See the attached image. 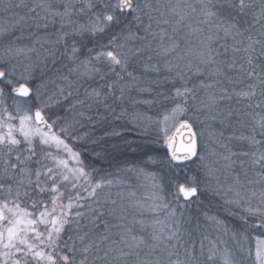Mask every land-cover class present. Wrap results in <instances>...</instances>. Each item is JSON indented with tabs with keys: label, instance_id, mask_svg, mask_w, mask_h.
I'll return each mask as SVG.
<instances>
[{
	"label": "snow or ice",
	"instance_id": "6c2138e0",
	"mask_svg": "<svg viewBox=\"0 0 264 264\" xmlns=\"http://www.w3.org/2000/svg\"><path fill=\"white\" fill-rule=\"evenodd\" d=\"M0 7L10 13L0 24V37L7 39L0 64V83L11 86V91L20 96L31 98L34 95L40 105L34 116L20 117L18 128L11 123L14 117L6 107L4 116H0L3 165L0 193L10 198L0 202V264H264V0L258 3L256 0H199L198 26L190 28V32L201 33L200 47L195 54L190 47L181 49L180 43L172 37H169L171 43L164 44L168 34L160 27L172 23L166 16L178 15L175 23L180 24L187 19L184 9L196 13L197 7L192 4L183 8L163 5L165 11H161V6L153 0H61L60 3L56 0L38 3L0 0ZM249 14L251 23L247 19ZM153 24L159 31L153 30ZM257 24L259 28L255 27ZM199 25L208 26L206 34ZM134 26L137 31L132 30ZM140 29L143 35L139 34ZM17 31L21 34L16 35ZM25 31L27 37L23 35ZM85 36L93 47L87 48ZM157 36L160 43L153 53V40ZM229 37L233 41L230 59L227 58L229 48L219 43ZM102 38H107L106 43H99ZM24 39L30 43H21ZM129 41L140 43L129 47ZM48 59L53 65L62 64L67 74L57 77L65 86H56L47 101L58 106L67 104L68 111L73 113L70 120L63 121L58 133L51 130L60 120L47 122L42 109L49 107V103L42 102L40 94L47 83L55 85L56 81L42 82L34 93L27 85L32 72ZM233 70L235 75H228ZM18 71L25 83L16 87ZM162 71L169 73L165 81L182 83V87L173 89V100L180 102L175 103L164 120L175 122L183 117L179 129L186 130L188 136L177 148L175 135H169V129L164 130V142L170 152L168 164L189 161L200 170L186 176L183 182L176 178L173 202L180 207L183 198L187 205L201 193L202 185L219 196L222 208L238 217L239 226L229 230L218 215L207 212L203 215L218 232H230L235 239L234 250L225 247L221 251L220 245L225 243L222 239L209 240L206 249L204 241L208 237L202 236L197 241L190 231L188 239H184L183 213L177 216L172 202H164L160 195L151 198V205L139 200L126 205L125 199L134 197L135 193L117 191L114 198L112 188L123 183L118 175L115 180L112 173L94 179L96 170L86 171L79 153L73 152L61 138L81 139L76 131L85 126L84 122L100 123L101 109L119 119L116 108L131 98L132 91L152 93V85L158 83V79L150 81L145 77L156 74L159 78ZM192 76L207 78V83L201 79L198 85L205 90L206 98L198 99L197 86H188ZM225 80L231 89L223 86ZM85 81H95V86L85 87L81 97L79 87ZM237 85L243 87L238 89ZM0 95H3L2 89ZM190 99L196 102L191 107ZM131 102L151 104L154 101L133 99ZM134 118L151 121L147 116ZM41 124L47 130H42ZM217 124L219 129L215 127ZM241 128L246 129V133L237 134V129ZM227 129L232 131L225 135ZM144 131H147L146 126ZM105 135L119 138L121 133L113 131ZM88 136L85 133V138ZM37 137L39 143H34ZM233 141L239 148L234 150ZM53 143L57 147L62 145L80 167L70 168L67 160L57 159L50 151H45L43 146ZM132 143L122 141L123 147L135 151ZM145 156L144 163H158L154 156L147 153ZM237 161L242 175L235 171ZM49 163L53 166L49 167ZM123 171L143 173V168L126 165L117 169V173ZM222 173H226V178L231 177V183L220 182ZM150 175L155 180V174ZM81 179L85 183H80ZM68 183L74 195L65 197L60 188ZM154 187L162 190L158 183ZM132 208L136 212H132ZM161 210L167 212L164 220L155 218ZM144 212L153 213L154 218L149 222L135 218L137 214L143 216ZM129 215L133 218L126 222ZM137 224L142 233L148 228L151 231L147 236L137 235L134 231ZM41 225L43 230H40ZM196 227L199 228V220ZM256 232L259 234L254 237L253 246L251 234Z\"/></svg>",
	"mask_w": 264,
	"mask_h": 264
},
{
	"label": "rangeland",
	"instance_id": "374dc122",
	"mask_svg": "<svg viewBox=\"0 0 264 264\" xmlns=\"http://www.w3.org/2000/svg\"><path fill=\"white\" fill-rule=\"evenodd\" d=\"M4 2H7V0H4ZM32 3H38L40 0H30ZM57 3H60L61 0H56ZM179 10V8H178ZM21 14H23L21 12ZM10 13H5L2 10V7H0V24H3L5 20H7ZM161 28L162 24L160 25ZM157 28V27H156ZM171 29V28H170ZM154 30V28H153ZM167 32V36L164 38L163 43L169 44L171 43V40L169 37H172L176 39L180 43L179 38H175L174 35H172V32L168 28L165 29ZM21 33L19 31L16 32V35H20ZM25 37H27V31L23 33ZM126 35V33H125ZM192 38V36H191ZM85 43L87 44V48L93 47V43L88 42L87 36H85ZM107 38H102L99 40V43H106ZM183 38V46L181 49L186 50L187 48H195L196 45H194L193 42H191L189 39ZM7 43V39L0 37V64L3 63V48L4 45ZM21 43H30V40L24 39L21 41ZM139 41H129V47L133 46H139ZM160 43V39H154L153 40V53L156 50V44ZM39 47V46H37ZM87 48L84 49L85 53L87 52ZM187 57V56H186ZM185 57V60L188 58ZM41 59H44L43 56L40 57ZM195 59V58H194ZM194 61V60H193ZM35 62V58H34ZM155 62V60L153 61ZM26 63V62H24ZM195 63V61H194ZM163 66V61L161 60V67ZM163 74H169L167 71H162ZM67 69L62 66V64L57 63L56 65H53L52 60L48 59L45 64H40L31 74V76L27 80V85L33 90V93L35 92L38 85H40L42 82L47 83L49 81L55 80L56 84L53 85L51 83H47L46 88L40 89V94L42 97V102L49 103V107L42 109V113L45 115L46 119L52 123V120H57L59 118L60 122L57 125L53 126V133H58L59 128L63 126V121L65 119L70 120L73 116V113L68 111V105L63 104L58 106L54 102H48L47 96L51 95L56 90V86L64 87L65 85L57 79L59 75H66ZM136 75H140L139 72L135 73ZM27 76V74H25ZM160 75V74H159ZM174 75V73L172 74ZM149 74L145 77V79H149ZM20 73L19 71L16 73V79L17 84L15 86H18L19 83H25V80L20 79ZM157 77V76H156ZM72 79H75V76L72 77ZM159 82L162 84L163 80L160 78ZM89 84L95 86V81H85L83 84L79 87V92L81 97L84 94V88L88 87ZM162 86V85H161ZM158 87L157 85H152L154 88V91L152 93H139L137 91H132L130 93V99L126 100L122 105L116 108V115L120 116L119 119H116L113 115L110 113H105L103 109H101L100 116L98 119H100V123L94 124L91 121L84 122L85 126L82 129H79L76 131V135L80 136L81 139H73L71 136L65 138L61 137L62 139H65V142L69 145L70 149L73 152H76L75 148L72 145H78L80 147H85L87 149L93 148L92 151L95 152L98 150L104 140V143L107 142H122L125 138L131 140H137L139 139V142L141 143H147L150 141L151 144L155 145L156 148H162L166 147L167 145L164 142V130L169 129V135H172L176 128L179 126V121L183 117L178 118L175 122L171 119L168 121L164 120L165 115L171 114V109L175 106V103L180 102L179 100H173V94L170 97L169 91L162 89ZM9 89L11 91V86H6L5 83H0V89ZM167 89V88H166ZM75 91V89H73ZM157 93H162V95H157ZM118 94V93H117ZM167 97V99L165 98ZM13 100H11L10 104L12 105V111L9 110L7 106V102L3 95H0V100L3 101V103H0V116H4V109L7 108V112L11 113V115L14 117V119L11 121V123L15 124L16 127H19V119L21 116H24L25 114L33 115V110L39 107L40 105L36 102L35 96L32 95L31 98H23V97H16L12 94ZM135 100H153L154 102L151 104H133L131 101ZM190 102V101H189ZM194 103H196L194 101ZM9 104V105H10ZM19 109V111L17 110ZM79 111V109H78ZM95 112V108L93 109V113ZM121 112H124V115H120ZM137 115L140 116H147L151 117V121H148L146 119H142L140 121H137L134 117ZM191 115V113H189ZM50 117V119H49ZM102 117H107V119H103ZM175 124V126H173ZM33 127H36V124L32 125ZM145 126L147 127V131H144ZM199 127V126H197ZM217 129H219L218 124L215 125ZM43 130V129H42ZM4 131H7V128H4ZM113 131L120 132L121 136L119 138L112 137V136H106L105 133H111ZM246 129H243V132L246 133ZM227 132L229 130H226L225 135H228ZM85 133H88L89 136L85 138ZM239 133V134H241ZM16 135L19 138V133H16ZM207 140V136L204 138ZM93 141H96V144L93 143ZM34 143H39V138L37 137ZM234 150L239 148V145L237 142L233 141ZM72 147H71V146ZM44 148L48 149L53 156H56L57 159H64L69 162L70 168H76L80 167L79 164H77L76 160L72 158L71 153L66 152L63 148V146L57 147L54 143L51 146H43ZM245 150H247V146H244ZM77 153V152H76ZM157 154L154 156L158 163L152 164V163H144L145 159L142 161L143 163L135 164L132 163L131 165H137L139 168H143V173H138L136 171H123L120 173H117V169L125 168L127 164L121 163V165H116L113 167L111 166L109 169L105 170L106 172L103 173L101 176H105L107 173H112V178L115 180L117 178V175L119 177L120 181H123L121 185L114 186L112 188L113 197L115 198V194L117 191H121L124 194L128 193H135L134 197H128L125 199L124 203L126 205L133 204L135 200H139L142 203H145L146 205H151L153 203V200L151 199L154 195H160L164 198V202H172L171 206L176 208L177 216L180 215V213H183V219L185 221L183 225V231H185L184 239H188L187 232L193 233V239L199 241L202 236H207L208 239L204 241L206 249L209 246V240L217 241L223 240L225 243L220 245L221 251L224 250L225 247L234 250L235 248V239L231 236L230 232L228 234H225L222 230L220 232L217 231V227L211 223V221H206L204 217V213L207 212L209 215H218L220 219L224 220L225 224L228 226V229L231 230L233 228H236L239 226V219L238 217H234L230 215L228 212L224 211L222 208L223 201L219 196H215L211 191L206 190L203 185L201 187V193H198L197 197L192 199L191 202H189L187 205L184 204L183 198L180 200V207H177L176 204L173 202V194L175 193V186L174 181L170 185H166V183H170L169 180L165 181L164 177L161 173L157 172L156 165L159 163H164L163 161V154ZM169 154V153H168ZM169 156V155H168ZM80 159V157H79ZM82 160V159H81ZM83 161V160H82ZM191 163V162H190ZM83 165H85L83 161ZM2 161H0V168H2ZM164 165H161L159 168H162ZM192 173L191 175L197 174L200 170L197 168L196 164L191 163ZM156 169V170H155ZM182 171V168H178L174 171L172 169V174L174 176H182L180 172ZM235 171L240 172L242 175V170L239 167V161H237V164L235 166ZM150 174H155V180ZM189 175V172H187V175ZM251 176L252 174L249 173ZM220 182L224 185H227L231 183V177L228 176L226 178V173H222L219 176ZM99 180V179H98ZM172 180V175H171ZM166 182V183H165ZM80 183H85L83 179H81ZM162 185V190L157 191V189L154 187L155 184ZM67 188H69L68 192H73L71 183H68L65 188L62 189V191H66ZM61 191V192H62ZM74 195V192L72 193ZM1 197L9 198L6 193H0ZM10 200V198H9ZM256 201H253V204H255ZM132 212H136V209L132 208ZM167 215L166 210H161L155 218H159L160 220H164ZM132 216L129 215L126 222H130L132 220ZM137 220L144 219L146 222L151 221L154 218V214L150 212H144L143 216H140L137 214L135 216ZM197 220H199V228L196 227ZM115 223V221H113ZM43 226V225H41ZM140 225H135L134 231L137 235H145L147 236V233L151 231L150 228H148L145 232L140 231ZM41 230V227H40ZM259 233H252L253 239L251 240V244L255 245V239L254 237L258 235ZM248 242H245V246H247ZM199 246L197 245V248ZM181 252V258H183V249H179Z\"/></svg>",
	"mask_w": 264,
	"mask_h": 264
},
{
	"label": "trees",
	"instance_id": "16d2710c",
	"mask_svg": "<svg viewBox=\"0 0 264 264\" xmlns=\"http://www.w3.org/2000/svg\"><path fill=\"white\" fill-rule=\"evenodd\" d=\"M256 2L258 3L259 0H256ZM153 3L158 4L161 6V11H165V9L162 7L163 5H173V6H179V8H183L184 5L186 4H192L193 6L197 7V12L196 13H191V11L189 9H184V15L187 17V19H185L184 21H181L180 24H176L175 21L179 20V16L175 15V16H171L168 17L166 16L165 18H169L172 20V23L168 24V25H163L162 27L164 29L168 28L170 30V32H172V35H174L175 38H179L180 39V45L181 48L183 46V38L189 39L191 42L194 43L195 48H193V53L195 54L196 50L200 47V40H201V33L199 32H190V28H195L197 27V22L200 19L199 16V0H153ZM249 23H251L252 17L251 14L248 15L247 17ZM145 23H147V20L144 21ZM199 27L204 28L205 30V34L207 33V27L206 25H199ZM256 28H259L260 25H255ZM153 28L154 31H159L158 28H156V25L153 24ZM171 28V29H170ZM133 31H137V28L134 26ZM116 31H119L118 29H116ZM140 35H143V29H140L139 31ZM222 35V34H221ZM192 36V38H191ZM159 36L156 37V39H158ZM185 39V40H186ZM220 44H225L228 48V54H227V58H231V56L233 55L232 51H231V45L233 43L232 39L226 38V39H221L219 41ZM221 51H223V49H221ZM188 58V57H186ZM195 56L193 55V60L195 61ZM196 62V61H195ZM169 74H163L161 73L159 75V78L161 80H163L162 84H160L159 79L156 77V74H149V80H157L158 79V83L153 84V85H157L158 87H160L162 89H165L166 91L168 90L170 97H172L171 95L173 94V89L174 87H182V83L179 80H176L175 82H173L172 80H168L165 81L164 77L168 76ZM188 75H191V73H189ZM228 75L230 76H234L235 75V70L231 71L228 73ZM201 79H204L205 82L207 83L208 80L206 77H200L197 78L195 76H192V79L190 80L188 86L192 87L193 85L197 86V98L198 99H204L206 98V92L203 89H200L198 87V85L200 84ZM249 81H246L245 83H248ZM225 87H228L229 89H231V85H228L226 80L224 81V85ZM240 87H243L242 85H237V88L239 89ZM167 88V89H166ZM213 91H218V89H213ZM3 92H4V96L7 102V106L9 108L10 111H12V105L10 104L11 100H13L12 98V93L9 89H4L3 88ZM189 106L191 107L192 104H195L193 100H189ZM234 103V102H233ZM10 104V105H9ZM223 106V105H222ZM258 111V110H257ZM218 127H220L218 125ZM229 130V132H227V134H230V132L232 131V129H227ZM4 131V129H3ZM6 132V131H4ZM243 132V129H237V134ZM130 139L125 138L123 141H129ZM132 143V148L135 149V151H132L131 149L125 148L122 145V142H107L104 143V140L100 146V148L98 150H96L95 152L92 151L93 148L87 149L84 146L80 147L78 145H72L76 150L77 153H79V157L80 160L82 159L85 163V170L86 171H93L94 169L96 170V173L94 175V179L98 180L100 179L101 175L103 173H105L107 169H109L111 166L113 167L116 165H121V163L123 162V164H127V165H131L132 163L135 164H140L143 163L142 161L145 159L146 160V156L145 153H147L148 155H152L155 156L157 154V152L160 151L159 154H163V162L164 163H159L156 165V171L161 173L162 176L164 177L165 181H168L170 183H166V185H170L172 183V181L176 180L177 177L180 178V182H183V179L186 177L187 172H189V175L192 173V168H191V163L189 161H185V162H181L178 163L176 162L175 165H169L168 161H167V157H168V149L166 147L162 148H156L155 145L151 144L150 141H148L147 143H141L137 140H131ZM96 144V143H95ZM71 146V145H70ZM71 146V147H72ZM117 146V147H114ZM139 146V147H138ZM45 151H49L48 149L44 148ZM99 154V155H97ZM161 165H164L162 168H159ZM53 165L51 163H49V167H52ZM178 168H182V171L180 172V174L182 176H174L172 174V169L174 171L177 170ZM171 175H172V180H171ZM67 185H64L63 187L60 188V191H62L63 188H65ZM69 188H67V193L66 191H62L66 196L68 195H72L73 192H68ZM9 199V198H4L0 196V202H3L4 200ZM44 199H50V197H44ZM64 202L66 203L67 200L65 199ZM30 211L32 210L31 208L29 209ZM41 230H43V226H41Z\"/></svg>",
	"mask_w": 264,
	"mask_h": 264
},
{
	"label": "water",
	"instance_id": "95a60500",
	"mask_svg": "<svg viewBox=\"0 0 264 264\" xmlns=\"http://www.w3.org/2000/svg\"><path fill=\"white\" fill-rule=\"evenodd\" d=\"M18 86H19V85H18ZM18 86H16V87H18ZM28 87H29V86H28ZM29 88H30V87H29ZM11 92H12V91H11ZM12 94H13L14 96H16V97H23V96H20L18 93H13V92H12ZM23 98H29V97H23ZM35 110H36V109L33 110V116H34ZM42 115H44V114L42 113ZM44 117H45V115H44ZM45 119H46V117H45ZM46 120H47V119H46ZM47 122L50 124V122H49L48 120H47ZM39 127H40L41 129H43V130H47V129H46V126L43 125V124L39 125ZM51 131H53V128H52ZM173 134L175 135V141H176V147H177V148L180 147V144H181L183 141H186V140L188 139L187 131H186V130L179 129V126L176 128V130L174 131ZM173 134H172V135H173ZM168 153H169V155H170L169 150H168ZM180 162H183V161H180Z\"/></svg>",
	"mask_w": 264,
	"mask_h": 264
},
{
	"label": "bare ground",
	"instance_id": "6f19581e",
	"mask_svg": "<svg viewBox=\"0 0 264 264\" xmlns=\"http://www.w3.org/2000/svg\"><path fill=\"white\" fill-rule=\"evenodd\" d=\"M168 149V148H167ZM183 162H185V161H183ZM178 163H181V162H178Z\"/></svg>",
	"mask_w": 264,
	"mask_h": 264
}]
</instances>
